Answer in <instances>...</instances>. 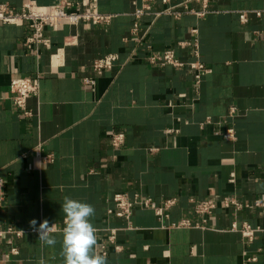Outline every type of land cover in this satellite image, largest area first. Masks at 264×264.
<instances>
[{
  "label": "crops",
  "instance_id": "1",
  "mask_svg": "<svg viewBox=\"0 0 264 264\" xmlns=\"http://www.w3.org/2000/svg\"><path fill=\"white\" fill-rule=\"evenodd\" d=\"M25 1L0 3L20 10ZM36 1L49 10L58 0ZM98 8L113 15L109 23L61 21L45 28L48 44L31 47L26 22L0 23V227L25 231L0 241V264H63L59 231L55 246L42 245L29 222L62 229L65 196L95 208L90 221L107 264H264V0H210L205 15L179 18L160 14L161 0H98ZM194 38L211 69L198 92L194 47L183 45ZM166 49L185 64L149 63ZM110 53L114 65L95 72ZM20 76L39 80L30 115L9 90ZM230 127L234 138L224 137ZM116 132L124 134L117 148ZM118 192L175 202L163 218L135 206L127 219L109 212ZM207 200L213 209L198 212ZM244 222L258 229L252 241ZM12 245L19 253L8 257Z\"/></svg>",
  "mask_w": 264,
  "mask_h": 264
},
{
  "label": "built area",
  "instance_id": "2",
  "mask_svg": "<svg viewBox=\"0 0 264 264\" xmlns=\"http://www.w3.org/2000/svg\"><path fill=\"white\" fill-rule=\"evenodd\" d=\"M152 1V0H147ZM165 8L160 12V14H170L177 18L182 17L186 13H193L198 16H203L210 9V0H183L180 3L173 4L171 0H161ZM92 6L89 9H82L79 2L74 0H58L52 5L49 10L41 9L38 6L36 0H26L20 10H15L11 8L6 3H0V23L18 24L20 22H26L30 29L31 34L26 38V44L31 47L34 44H48L49 39L45 36V28L51 27L55 28L59 22L65 21L68 24H79V23H92V24H104L109 23L112 20L113 15L104 13L98 8V0H90ZM194 2L201 3L200 9H195L191 7ZM149 8L147 4L144 8H139L135 11L136 18H141L146 10ZM243 21L247 20L245 14L241 15ZM138 24L135 23L134 30H136ZM196 32V29L194 30ZM193 45L194 53L196 59L189 62L188 64L194 70V86L195 92H198L202 78L204 74L209 73L211 69L207 67L199 58L198 51V41L194 38L193 41H185L183 45ZM117 59L116 53H110L103 57H100L94 62V71L97 73H102L105 69H109L114 65ZM149 63L151 65H172L175 67L183 66L185 63L177 58L174 50L166 49L161 52L152 54L149 57ZM91 78H86L85 82L90 83ZM39 80L38 78H33L29 76L14 77L10 84L9 90L12 95L14 104L22 110L25 115H30L31 111L27 108V100L32 95H37L39 92ZM231 113L235 114L236 109L232 108ZM207 121H210L208 118ZM224 137L234 138L235 131L232 127L228 128ZM124 142V134L121 132H116L112 136V145L114 147H119ZM50 157V156H48ZM264 173V165H263ZM5 185V181L0 177V193H2ZM1 200V196H0ZM114 208L109 209L110 213H114L117 216L125 217L130 219L135 206H139L143 209H150L159 217L163 218L167 215L166 209L169 205L175 202L174 199L167 200L164 204H156L155 201L150 197H144L141 193H136L134 197H130L125 192L115 193L114 197ZM230 199H226V203L229 204ZM264 199L258 200L257 204H263ZM215 203L213 201L207 200L202 201L196 205L198 212L208 213L210 212ZM180 225L187 226L190 225L189 221L182 220ZM236 228V224L233 225ZM257 227H254L251 223L244 222L240 228L243 236L248 240L252 241L255 233L257 232ZM33 231H35L33 229ZM25 231L13 226L0 227V241L6 235H14L21 237ZM36 232V231H35ZM12 243V241H11ZM19 253L18 247L12 245L7 256L16 255ZM1 260V257H0Z\"/></svg>",
  "mask_w": 264,
  "mask_h": 264
},
{
  "label": "clouds",
  "instance_id": "3",
  "mask_svg": "<svg viewBox=\"0 0 264 264\" xmlns=\"http://www.w3.org/2000/svg\"><path fill=\"white\" fill-rule=\"evenodd\" d=\"M65 214L63 228L58 230L55 223L49 225L47 219L43 220L37 228V221L31 220L30 226L38 233L42 245L55 246L56 234L62 237L60 256L63 264H107L106 255L97 251V229L90 218L95 215V208L86 202H81L65 196L62 203ZM38 264H46L41 258Z\"/></svg>",
  "mask_w": 264,
  "mask_h": 264
}]
</instances>
